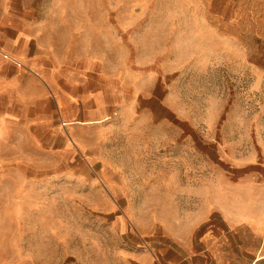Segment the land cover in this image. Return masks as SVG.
Returning a JSON list of instances; mask_svg holds the SVG:
<instances>
[{
	"label": "rangeland",
	"instance_id": "rangeland-1",
	"mask_svg": "<svg viewBox=\"0 0 264 264\" xmlns=\"http://www.w3.org/2000/svg\"><path fill=\"white\" fill-rule=\"evenodd\" d=\"M30 1L58 46L103 56L111 74L141 76L171 106L164 129L173 147L148 157L158 173L166 158H179L181 143L187 164L173 176L213 173L212 149L202 165L196 135L180 141L186 131L205 130L208 144L218 128L264 133V0ZM71 156L36 150L21 123L0 125V264H147L166 248L181 253L179 226L161 224L177 218L181 199L160 196L164 183H132L145 197H126L135 192L117 181L116 166L106 170L115 181L82 182L74 175L85 168L70 165ZM166 185L176 197L179 183Z\"/></svg>",
	"mask_w": 264,
	"mask_h": 264
},
{
	"label": "crops",
	"instance_id": "crops-1",
	"mask_svg": "<svg viewBox=\"0 0 264 264\" xmlns=\"http://www.w3.org/2000/svg\"><path fill=\"white\" fill-rule=\"evenodd\" d=\"M93 54L58 46L30 0H0V125L23 124L24 139L36 150H69L70 165L85 168L86 174L76 171L78 181H115L106 170L116 166L117 181L135 192L124 197H145L130 185L137 182L164 183L160 196L172 205L179 197V217L160 223L171 231L179 226L181 253L166 248L145 263L264 264L263 130L254 136L252 127L214 129L212 144L205 130L186 131L180 141L196 135L193 148L201 152L202 165L206 148L212 149L213 173L195 181L173 176L174 166L187 164L188 146L181 143L176 160L164 153L165 171L159 174L152 167L160 164L148 157H158L153 150H171V129L164 127L174 111L151 86L141 85V76L111 74L103 56ZM158 107L166 115L159 117ZM121 154L128 164L118 162ZM175 182L176 197L166 185Z\"/></svg>",
	"mask_w": 264,
	"mask_h": 264
}]
</instances>
